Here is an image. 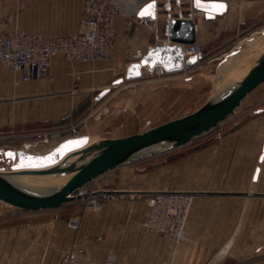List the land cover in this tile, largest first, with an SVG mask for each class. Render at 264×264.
Returning a JSON list of instances; mask_svg holds the SVG:
<instances>
[{
  "label": "crops",
  "instance_id": "1",
  "mask_svg": "<svg viewBox=\"0 0 264 264\" xmlns=\"http://www.w3.org/2000/svg\"><path fill=\"white\" fill-rule=\"evenodd\" d=\"M84 1L0 0V32L25 29L43 34L46 39L75 33ZM195 1L149 0L127 7L128 12H137L139 17L147 4L155 2L156 18L139 17L130 33L125 32L124 18H120L116 23V45L108 61L82 64L57 56L52 67L54 85L46 81L25 84L19 76L0 67V123L6 134L0 142V155L15 151L6 146L31 138L35 132L65 129V125L51 128L46 124L61 122L77 111L73 102L69 106L71 79L80 76L85 86L110 80L115 85L118 79L125 80L129 65L140 62L149 48L169 42L172 20H192L203 49L206 44L223 46L238 33L264 27V0H198L227 6L224 15L208 20L204 12L194 8ZM20 2L25 6L22 14L16 13ZM19 85H25L24 91L16 88ZM107 89L110 87L104 88ZM245 108L236 124L228 121L221 137L205 147L197 146L185 160L158 174L138 176L132 168L123 167L100 177L96 185L89 184L95 186V193H109L115 199L107 201L102 212H85L77 231L69 227L73 218L64 212L62 216L40 220L32 219L51 210L15 212L28 213L20 218L27 223L0 230V264H53L55 258L74 249L83 251L77 264H204L213 259L219 264H264V102ZM128 121L120 130L122 134L126 131L124 137L137 131L138 123ZM27 124H32L31 128ZM167 171H173L176 188L188 191L136 190L140 182L148 188H162L158 180ZM184 178L186 185L182 184ZM161 192L192 197L186 222L187 243L174 244L145 231L148 201L135 200V195ZM117 194L128 198L122 200Z\"/></svg>",
  "mask_w": 264,
  "mask_h": 264
},
{
  "label": "water",
  "instance_id": "2",
  "mask_svg": "<svg viewBox=\"0 0 264 264\" xmlns=\"http://www.w3.org/2000/svg\"><path fill=\"white\" fill-rule=\"evenodd\" d=\"M152 3L154 7L150 9V14L145 16L151 15L152 18H156V3L149 4ZM218 4L221 3L196 0L194 8L204 12L205 19H215L227 11L226 5L224 9H218L216 7ZM139 17L144 16L139 14ZM195 27L192 20H172L168 28V39L171 44H157L149 48L140 62L127 67L125 80L141 78L144 69L153 72L157 68H162L167 73H176L202 62L201 56L186 58L184 55V47L191 46L196 41ZM263 41L264 30L230 53L228 61L231 60V63L235 57L243 56L240 64L233 70L237 73L238 70L241 71L238 80L225 85L217 94L215 91L205 104L190 114L157 127L148 125L141 133L125 138L102 139L94 144H90L88 136L67 139L42 155L23 150L7 151L5 158L12 160L14 165L9 174L0 170V202L28 212L59 209L73 201L72 195L78 189L108 172L192 144L195 139L225 123L242 106L246 98L264 84V45L258 46ZM249 56H254L255 61L244 70L240 66ZM123 81L120 80L121 83ZM77 141L79 143H72ZM9 152L12 153L11 156L8 155ZM73 157L80 158L78 162H69ZM20 175L71 178L58 189L43 191L23 189L10 179Z\"/></svg>",
  "mask_w": 264,
  "mask_h": 264
},
{
  "label": "rangeland",
  "instance_id": "3",
  "mask_svg": "<svg viewBox=\"0 0 264 264\" xmlns=\"http://www.w3.org/2000/svg\"><path fill=\"white\" fill-rule=\"evenodd\" d=\"M24 12L25 6L23 2H20L19 6L16 8V13L22 14ZM260 27L263 26H258L246 33L236 34L228 44H225L223 46L206 44V49H202V62L196 64L190 69H187V71H189L188 74H186L184 70L176 73L166 72L162 75L156 72V70L158 69L157 68L153 72L144 70V75L141 78L131 81L124 80L120 85H114L112 84L113 81L110 80L108 82H105L104 84L94 83L89 86H85L82 84L80 76H75L71 79L70 94H72V96H70L71 102L69 103V106H71L73 102L72 106L73 108L77 107V111H74L72 115H70V117L61 120V122H58L56 124L54 122H49L46 124V126L51 128L59 124L65 125L67 127H65V129H63L62 131L53 130L49 132L43 131L44 133L35 132V136L32 135L31 138H23L22 140L15 141L13 144H9L6 147H12L13 149H15V151H17L23 150L26 145L32 147L30 149V153L32 154H45L52 150L55 146L60 144L62 141L69 139L72 135L70 133V130H72L73 128H77V132H79L80 136H92L90 137V139L94 141L99 140L100 137H103L104 139L115 137L125 138L124 136L127 134L126 131H123V135L120 130L126 127L127 123L129 124L130 121H128V119H134L135 122L139 124L140 129L137 128V124L135 128L137 129V131L134 132L135 134H137L144 131L146 129V126L148 125L150 127H157L174 119L190 114L200 108L203 104H205V102H207L214 94L216 88H218L219 85L226 83L227 81L228 84H230L238 80V77H235V75L233 76V73L235 71H233L228 76H225L222 73V69H224L225 63H227V65L229 66L232 65L231 60L228 61V53H230L231 50L240 47L241 44L245 42V37L248 38L251 33L256 31ZM20 31L29 33L25 31V29ZM36 34L42 37L44 36L40 33ZM236 43L239 44L237 45ZM254 61L255 57L249 56L248 58L244 59V61H242V66L240 67L246 70V68H248ZM0 67L2 66L0 65ZM2 69L5 70L6 68L2 67ZM6 71L11 73L7 69ZM220 72L223 75H221ZM240 73L241 72L238 70V73L236 75ZM11 74L13 76H18L13 73ZM218 74L220 76H223L224 80ZM218 82H220L221 84ZM48 83L50 85H54L56 83V77L55 82ZM24 87L25 85H19L16 88L20 91H24ZM107 87H110V89L104 91L107 93L101 96V89L104 90V88ZM257 102H264V84L257 88L253 93H251L243 102V105L236 111V113L232 117L226 120L225 123H222L211 132L195 139L192 144L179 148L170 153L161 154L151 159H147L143 162L128 165L126 167L132 168L135 171V175L138 176L146 177V175L150 173L158 174L164 168L175 165L176 163H180L181 161L185 160L186 157L190 156L192 150H195L197 148V146L205 147L207 146L208 142L212 143L215 139L221 137L227 130L226 124L229 120H232L231 122H234L233 124H236L241 118L240 116L244 114V111L246 109L245 107L252 104H254L255 106ZM27 125L31 128L30 125L32 124ZM3 129L4 125L0 123V142L3 141L2 138L6 137ZM56 132L65 133L59 137L51 138L50 144H45L43 142V138L40 137V135L45 133ZM13 165V161H5V159L3 160V158L0 163L1 168L9 171L12 170ZM170 174L167 171L164 172V176L159 177L158 182L162 188H148V186L143 185V182H140L139 187L136 188V190H162L167 192L188 191L186 188H176L177 182L175 180L173 171H171ZM96 183L97 181H93L91 184L96 185ZM182 184L186 185L185 178L183 179ZM106 190H110L111 192L116 191L115 189ZM117 195L122 200L128 198L122 196L121 194ZM151 195L152 194H147L145 196L144 194H142V196L140 197L135 195V200H148ZM17 211L20 210L15 209L3 202H0V230L14 228L18 225L20 226L21 224L27 223V220H22L20 218L23 217V215L28 216V213L15 214V212ZM45 212L46 211H44V213L42 212L43 214L40 212L41 215L35 217L32 220L50 219L56 216H62L63 212L64 214L66 213L69 218H82L84 213L88 212V210L85 209V207L81 203L73 201L63 205L59 209L51 210L46 213ZM100 239L101 238H99V240ZM62 256L63 255H60L59 257L55 258L53 264H60V262L62 261ZM218 262H215L213 259L212 261H208L207 263L204 262V264H219Z\"/></svg>",
  "mask_w": 264,
  "mask_h": 264
},
{
  "label": "built area",
  "instance_id": "4",
  "mask_svg": "<svg viewBox=\"0 0 264 264\" xmlns=\"http://www.w3.org/2000/svg\"><path fill=\"white\" fill-rule=\"evenodd\" d=\"M139 1L144 3L149 0H85L83 7V16L77 32L66 37H57L46 39L38 34H29L20 30L9 34L0 33V65L11 73L20 76L22 83L46 81L53 83L55 77L51 73L53 58L57 55H63L66 60L81 61L85 64L95 63L97 61L109 60L116 44V23L120 18H124V29L127 33L133 31V28L138 25L139 17L137 12H128L129 6L136 7ZM202 43L199 39L191 46L184 49L186 57L202 56ZM94 54L95 57L92 55ZM159 74H165V70L158 68ZM186 72V74H188ZM65 132L45 133L40 135L45 144H50L51 138H56L63 135ZM71 137L79 136L77 128L70 130ZM29 151L31 146H25ZM94 186H86L85 194H90L94 190ZM84 189V188H83ZM83 189L77 190L79 194H84ZM80 195V196H81ZM89 196L82 197L78 201L86 209L92 207L93 202L86 200ZM178 198V196H174ZM114 197L110 194H105L100 197L94 196V201L97 209H103L106 202ZM157 200H152L151 204ZM169 219L173 222V228L181 225L184 220L183 228L187 218H177L169 212ZM78 218L70 220V227L75 230L79 229ZM156 220L155 215H150L145 226L151 225ZM168 227L165 223L163 227H158L157 231L162 232L163 228ZM186 235V231H181L180 239L176 241L181 243ZM163 237L164 234H163ZM168 240V239H166ZM168 242H171L168 240ZM177 243V244H178ZM80 253L83 251L80 249ZM70 259H68L69 261Z\"/></svg>",
  "mask_w": 264,
  "mask_h": 264
},
{
  "label": "bare ground",
  "instance_id": "5",
  "mask_svg": "<svg viewBox=\"0 0 264 264\" xmlns=\"http://www.w3.org/2000/svg\"><path fill=\"white\" fill-rule=\"evenodd\" d=\"M124 25V24H123ZM197 30V28L195 27V31ZM264 30V27L263 28H259L257 29L256 31H254L253 33H251L248 38L245 37V41L246 40H251L255 35H259L261 34V32ZM117 34V32H116ZM197 40V39H196ZM243 40V39H242ZM171 44V42H164L162 45H169ZM237 45L239 43H236ZM264 45V41L263 43L261 44H258V46L260 45ZM116 45V44H115ZM187 47V46H186ZM185 49V48H184ZM235 49L231 50L230 53H232ZM228 53V54H230ZM94 57L95 55L92 54ZM61 57L65 58L63 55H60ZM112 56V55H111ZM186 57V56H185ZM202 57V56H201ZM226 57V56H225ZM224 57V58H225ZM229 57V56H227ZM226 57V58H227ZM56 58V57H55ZM53 58V62H54V59ZM111 58V57H110ZM186 58H189V57H186ZM243 56H238V57H235L233 60V64L231 66L229 65H224V69H222V73L225 75V76H228L232 73V71L234 70V68L236 66H238V64H240V59H242ZM66 59V58H65ZM253 60V59H252ZM107 61V60H106ZM70 62H73V61H70ZM75 62H80L82 64H85L81 61H78V60H75ZM100 62H105V61H97L95 63H89V64H96V63H100ZM201 63V62H199ZM231 64V63H230ZM248 66V65H247ZM52 67H53V63H52ZM52 67H51V71H52ZM246 67V66H245ZM223 68V67H222ZM190 69V68H189ZM145 70V69H144ZM147 70V69H146ZM184 71V70H183ZM166 72V71H165ZM188 72L187 69H185V73ZM241 72V71H240ZM249 72V71H248ZM247 72V73H248ZM221 73V72H220ZM219 73V74H220ZM221 73V75H223ZM246 73V74H247ZM218 74V75H219ZM237 72H234L233 73V76L235 75V77H238L240 74L236 75ZM220 76V75H219ZM223 78L224 80V77L223 76H220ZM226 78V77H225ZM120 80L122 79H118L116 82H115V85H120L121 82ZM222 80V81H223ZM220 83V82H218ZM221 84V83H220ZM228 84V81L226 83H223L221 85L218 86V88H216V93L217 94L221 88H223L225 85ZM105 91V90H104ZM206 103V102H205ZM243 105V104H242ZM118 108V107H117ZM77 137H81L80 135L77 136ZM77 137H70L69 139L71 138H77ZM89 137V136H88ZM90 139V137H89ZM109 139H118V138H109ZM67 140V139H66ZM99 140H102V139H99ZM65 141V140H64ZM98 140H91L90 139V144H94L95 142H97ZM63 142V141H62ZM59 145V144H58ZM57 145V146H58ZM26 146V145H25ZM56 147V146H55ZM54 147V148H55ZM8 151H12V150H8ZM18 151V150H17ZM23 151L24 152H27V153H30V151L27 149V148H23ZM51 151V150H50ZM7 152V151H6ZM6 152H3L1 153L2 155H0V163L2 161V158L3 160H9V161H12L10 159H7L5 158V153ZM32 154V153H31ZM46 154V153H45ZM37 155H42V154H37ZM3 156V157H2ZM78 158L80 157H73L69 162H72V163H75V162H78ZM14 163V162H13ZM4 167V166H3ZM123 167H126V166H123ZM122 168V167H120ZM119 169V168H117ZM0 170H4L3 168L0 167ZM116 170V169H115ZM6 171L7 174H9V170H4ZM71 178V176H37V175H20V176H15V177H11L10 179L15 183L17 184L19 187L23 188V189H28V190H33V189H40V190H50L52 188H55V189H58L62 186H64L68 180ZM98 180V179H97ZM96 181V180H95ZM91 184V183H90ZM89 185V184H88ZM86 186L85 185L84 187L80 188V189H83L82 192H84V194H79L78 191H76V197H75V193L72 195L73 196V201L77 200L80 201L82 200L81 196L82 197H86V196H89L88 198H84L86 200H91L90 202H93V205L92 207H87L88 209L87 210H90V211H93V212H102L105 210L106 208V205L103 209H97L95 203L96 201H94V196H98L102 198L103 195L105 194H109V193H103V194H97L95 193L94 191H92L90 194H85V191H86ZM79 189V190H80ZM78 193V194H77ZM81 195V196H80ZM111 195V194H110ZM113 196V195H112ZM174 196H178V198H174ZM114 197V196H113ZM115 199V197H114ZM114 199H110V200H114ZM157 200L156 202L153 203V205L151 204L152 200ZM72 201V202H73ZM109 201V200H108ZM148 201V206H149V215H148V218L147 220L149 219L150 215H155L156 217V220L149 226H145L144 224L147 222V220L145 221V223L143 224L144 226V229L146 232H151V233H156L158 234L163 240L167 241L170 240L171 243H174V244H177L178 242L176 241L177 239H180V236H181V231L182 230H185L186 231V235L184 236V239L182 240L181 243H178V244H184V243H187L189 241V237H188V234H187V230H186V223H185V229L183 228V224H184V220L181 221V225L177 228H173L174 225L172 224L173 222L169 219V212L172 214V215H175L177 216V218L179 219H182L183 217L186 219L187 216H188V212L190 210V206H191V201H192V197L188 194H184V193H156V194H152L149 199L147 200ZM86 209V208H85ZM24 211V210H22ZM42 211V210H41ZM79 219V221L76 220L77 223H79V228H80V225H81V217H76ZM70 222V221H69ZM187 222V221H186ZM167 224L168 227L166 228H163L162 229V232L164 234L165 237H163V234L159 231H157L158 227H163L164 224ZM69 227H70V223H69ZM71 228V227H70ZM73 230H75L74 228H71ZM77 231V230H76ZM168 239V240H166ZM80 249H74V250H71L65 254H63L62 256V261L60 262V264H77V262L82 259V254L83 253H80L79 252ZM68 259H70L68 261Z\"/></svg>",
  "mask_w": 264,
  "mask_h": 264
},
{
  "label": "snow or ice",
  "instance_id": "6",
  "mask_svg": "<svg viewBox=\"0 0 264 264\" xmlns=\"http://www.w3.org/2000/svg\"><path fill=\"white\" fill-rule=\"evenodd\" d=\"M153 7H154V3L147 5V7L140 12V15L145 16L147 14H150V9H152ZM216 7L218 9H224L226 6L223 3H221V4L216 5ZM72 143H79V142L77 141V142H72ZM8 155L11 156L12 153L9 152Z\"/></svg>",
  "mask_w": 264,
  "mask_h": 264
}]
</instances>
